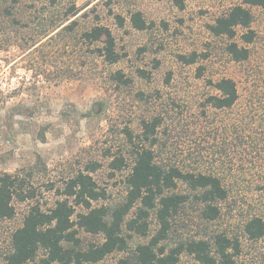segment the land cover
<instances>
[{"label": "rangeland", "instance_id": "1", "mask_svg": "<svg viewBox=\"0 0 264 264\" xmlns=\"http://www.w3.org/2000/svg\"><path fill=\"white\" fill-rule=\"evenodd\" d=\"M183 3L181 8L177 0H20V23L0 20V174L20 176L37 195L33 201L15 200V218L0 220V264H6L12 235L22 227L31 206L39 203L44 211L52 209L64 199L58 191H63L65 181L88 163L101 165L92 176L107 195L94 206L123 202L133 163L127 131L141 135L144 121L162 122L156 152L165 163L208 171L215 162L207 154L213 143L204 135L208 130H201L202 103L208 94H215L209 81L222 78L237 82L242 103L253 107L256 122L248 150L233 156L231 164L216 167L230 191L216 228L223 226L240 236L237 264H264V239L252 242L243 235L248 219L264 217V10L251 8L253 43L244 44L240 35L246 31L238 30L236 41L250 49L251 57L236 63L226 51L229 41L215 37L210 25L240 2ZM73 6L80 14L66 25L76 19L78 32L58 30L44 39L46 27L70 18ZM137 11L147 20L148 30L132 27L130 14ZM115 15L125 18L124 27L117 25ZM95 24L114 33L121 55L118 63L109 65L95 56L101 43L91 46L79 40L78 33ZM193 53L201 55L196 64L180 58ZM117 72L131 82L116 81ZM211 112V120L225 117ZM110 154L124 156L129 166L113 170ZM51 185L55 187L50 190ZM193 208L188 213L192 222L183 230L186 236L203 230ZM76 211L83 212L81 207ZM157 228L152 216L148 237L133 234L130 251L148 242ZM79 237L85 247L103 242L101 235L84 231ZM130 251L115 252L98 264H116ZM181 264L198 263L185 256Z\"/></svg>", "mask_w": 264, "mask_h": 264}, {"label": "trees", "instance_id": "2", "mask_svg": "<svg viewBox=\"0 0 264 264\" xmlns=\"http://www.w3.org/2000/svg\"><path fill=\"white\" fill-rule=\"evenodd\" d=\"M55 1V0H54ZM235 5L218 17L210 31L215 37L226 38V51L236 63L250 59L251 52L236 38L239 29L246 32L240 35L244 44L254 42L256 33L251 29L254 22L252 7L264 10V0H237ZM20 0H0V20H11L17 24L22 20L18 11ZM183 8V0H177ZM80 11L70 8L68 19L46 27L44 39L53 32H78L79 22L75 19ZM19 18V20H18ZM117 25L124 27L126 20L115 15ZM130 21L137 31L149 29L147 20L139 11L131 12ZM79 40L101 47L94 54L107 64L114 65L121 60L117 51V40L112 30L100 24L78 33ZM201 55L193 53L181 56L188 65L198 62ZM208 55H205V58ZM200 69V74H201ZM144 77L147 73L141 72ZM114 79L128 85L131 80L117 72ZM215 94H208L203 101L201 130L213 142L207 153L214 158V165L208 171H194L177 162L165 163L156 148L159 145V128L162 122H143L141 135L134 137L127 131L133 148L130 153L133 163L129 166L124 156L110 154V166L121 171L129 166L126 177L127 193L123 202L115 206H94V202L106 199V191L100 189L92 174L101 165L97 161L88 163L83 170L65 181L64 197L58 200L49 211H44L39 203L31 206L22 227L12 235V251L6 256V264H98L115 252H129V239L132 235L148 237L150 218L157 223V231L146 243H140L130 255L116 264H181L183 257H192L198 264H237L240 257L241 239L223 226L216 228L223 217V205L230 191L216 167L231 164L237 154L248 150L252 128L255 125L253 107L242 103L237 82L232 78L209 81ZM215 111L224 118L211 120ZM231 115L228 116V114ZM138 139L137 142H134ZM146 143H149L147 145ZM25 179L9 173L0 174V220H12L16 216L14 201L21 203L36 199V191ZM50 186V190L54 189ZM81 207L83 212H77ZM194 207V208H193ZM197 213L203 230L199 235L186 236L183 230L190 222L189 209ZM192 222V220H191ZM80 231L101 235L103 242L85 247L79 237ZM243 235L252 242L264 239V217L253 216L245 222ZM41 252L44 254L41 256Z\"/></svg>", "mask_w": 264, "mask_h": 264}]
</instances>
